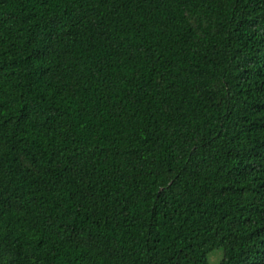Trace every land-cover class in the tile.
Returning a JSON list of instances; mask_svg holds the SVG:
<instances>
[{"label": "trees", "instance_id": "16d2710c", "mask_svg": "<svg viewBox=\"0 0 264 264\" xmlns=\"http://www.w3.org/2000/svg\"><path fill=\"white\" fill-rule=\"evenodd\" d=\"M264 264V0H0V264Z\"/></svg>", "mask_w": 264, "mask_h": 264}, {"label": "rangeland", "instance_id": "374dc122", "mask_svg": "<svg viewBox=\"0 0 264 264\" xmlns=\"http://www.w3.org/2000/svg\"><path fill=\"white\" fill-rule=\"evenodd\" d=\"M224 251L223 249H217L213 251L209 256V264H220L223 259Z\"/></svg>", "mask_w": 264, "mask_h": 264}]
</instances>
